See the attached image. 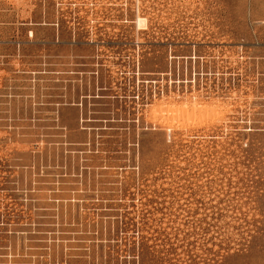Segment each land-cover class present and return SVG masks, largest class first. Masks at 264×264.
Returning a JSON list of instances; mask_svg holds the SVG:
<instances>
[{"label": "rangeland", "instance_id": "374dc122", "mask_svg": "<svg viewBox=\"0 0 264 264\" xmlns=\"http://www.w3.org/2000/svg\"><path fill=\"white\" fill-rule=\"evenodd\" d=\"M0 264H264V0H0Z\"/></svg>", "mask_w": 264, "mask_h": 264}, {"label": "bare ground", "instance_id": "6f19581e", "mask_svg": "<svg viewBox=\"0 0 264 264\" xmlns=\"http://www.w3.org/2000/svg\"><path fill=\"white\" fill-rule=\"evenodd\" d=\"M162 106H163V105H162ZM174 107H175V106H174ZM176 107H177V106H176ZM180 107H181V106H180ZM180 107H179V108H180ZM182 107H186V105H185V106H182ZM190 107H191V106H190ZM170 108H171V107H170ZM179 108L177 107L176 110H178ZM191 108H192V111H193L194 113L198 110L196 104H195L194 106H193V104H192V107H191ZM162 109H163V108H162ZM183 109H184V108H183ZM183 109H182V110H183ZM166 110H167V109H166ZM182 110L180 111V109H179V113H180V114H182ZM185 110H187V109L185 108ZM189 110H191V109H189ZM189 110H188V111H189ZM170 111H171V110H170ZM161 112H162V111H161ZM184 112H185V111H184ZM173 113H174V112H173ZM179 113H178V114H179ZM190 113H191V111L188 112V114H190ZM194 113H193V114H194ZM186 114H187V111H186ZM193 114H192V115H193ZM174 115H175V114H174ZM178 116H179V115H178ZM181 116H182V115H181Z\"/></svg>", "mask_w": 264, "mask_h": 264}]
</instances>
